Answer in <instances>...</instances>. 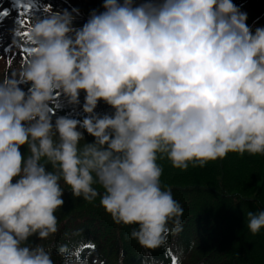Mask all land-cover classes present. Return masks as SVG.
Segmentation results:
<instances>
[{"label":"clouds","instance_id":"1","mask_svg":"<svg viewBox=\"0 0 264 264\" xmlns=\"http://www.w3.org/2000/svg\"><path fill=\"white\" fill-rule=\"evenodd\" d=\"M103 8L76 27L78 8L46 5L29 28L35 51L0 79V264H55L53 245L30 238L58 232L61 181L74 197L99 195L114 222L135 225L131 238L156 248L183 211L161 186L159 159L187 169L264 155V26L253 31L233 0ZM82 91L88 115H55L61 95L79 105ZM101 100L114 111L97 113ZM247 228H264V208L247 213ZM80 252L57 249L62 264H88Z\"/></svg>","mask_w":264,"mask_h":264},{"label":"trees","instance_id":"2","mask_svg":"<svg viewBox=\"0 0 264 264\" xmlns=\"http://www.w3.org/2000/svg\"><path fill=\"white\" fill-rule=\"evenodd\" d=\"M75 1L39 2L51 5L54 10L67 8L71 11ZM254 1L233 0V3L243 8ZM143 2L134 0V4ZM103 3L104 0H84L82 8L78 9H83L85 15L74 14V25L82 27L92 9L97 12L104 10ZM38 15L43 17L45 11ZM262 21L250 26L253 31L256 26H264V16ZM20 64H10L2 74L18 71ZM21 87L27 91L28 85L21 84ZM84 96L82 91L80 104L71 105L61 95L55 115H69L82 120L88 115L83 111ZM107 106L110 105L101 100L95 111L104 114ZM158 163L163 169L161 186L171 190L183 209L178 230L168 234L165 244L156 248L142 246L129 235L135 225L114 222L101 205L99 195L94 202L74 197L63 181L64 205L56 211L58 232L47 240H39L34 235L31 241L46 247L53 245L55 264H62V257L57 253L60 245H68L69 248L79 246L83 250L80 255L87 257L88 264H96L97 261L98 264H171L172 256L178 259L179 264H225L221 258L227 255L232 258L231 264H264V228L256 234L247 228V213L264 208V156L258 164L250 161L249 165L240 164L233 152L223 159L209 161L203 167L190 164L187 169H178L167 158L159 159ZM243 166H248L245 171ZM236 171L239 174L234 177L231 173ZM97 190L102 193V186ZM88 243L95 247H81Z\"/></svg>","mask_w":264,"mask_h":264},{"label":"rangeland","instance_id":"3","mask_svg":"<svg viewBox=\"0 0 264 264\" xmlns=\"http://www.w3.org/2000/svg\"><path fill=\"white\" fill-rule=\"evenodd\" d=\"M83 2H84V0H76L73 3V6L71 7V9L73 7H75V8L81 7L82 8ZM91 3H92V5L96 6L94 2H91ZM98 6H100V5H98ZM4 9H8V17H7V20L4 21V23L6 22V24L9 27L12 28L13 17H10V15L13 14L14 10H15V7L13 5V0H0V12H2ZM240 9L247 13L248 19H247L246 23L249 26L257 24V23H260V22L263 23L262 19H263V16H264V0H255L254 2H250L248 5H246L243 8H240ZM79 14L85 15V13L83 12V9L79 10ZM10 64H12V59H11L10 55H8L3 62L0 61V79L3 78V76L5 74H2V73L6 71L7 67ZM109 110H114V109L112 107H109ZM80 130L84 132L85 141H87V142L94 141L95 138L92 135H90L89 133H87L86 130H84V129H80ZM26 151H27L26 147L22 146L21 147V152L25 153ZM233 155L237 156L240 164H244V165H247V164L249 165L250 161L252 163H257L258 164L260 158L262 156H264V155H261V154L251 155V154H248V153H245V154L241 155V154L235 153V152H233ZM247 167L243 166V171H245L247 169ZM236 173L239 174V171L232 172L231 174L234 177H236L235 176ZM243 173H245V172H243ZM230 179H231V175H230V178H228V180L230 181ZM94 186L96 188L99 187L101 189V186L99 184H96ZM66 188H68V190H70L68 185H67ZM93 202H94V200H93ZM93 202H91V203L94 204ZM212 248H214V246ZM221 259L223 260V263L231 264L232 258H231L230 255L223 256Z\"/></svg>","mask_w":264,"mask_h":264},{"label":"snow or ice","instance_id":"4","mask_svg":"<svg viewBox=\"0 0 264 264\" xmlns=\"http://www.w3.org/2000/svg\"><path fill=\"white\" fill-rule=\"evenodd\" d=\"M20 6L22 8H24L26 11H29V12L33 8V4L32 3H28V4L20 3ZM7 14H8V9H4L2 12H0V16H6ZM23 15H24V13L22 12L21 16H23ZM18 22L21 25H24V23H25L24 19H20ZM17 35H22V36H24V37H26L28 39L29 36H30V31L26 30V31H24L22 33L18 32ZM34 51H35V49L33 47L24 49V52H25L26 55L29 54V53L32 54ZM81 247L94 248L95 245L91 244V243H88V244L82 245ZM171 264H179V261H178V259L175 256L171 257Z\"/></svg>","mask_w":264,"mask_h":264}]
</instances>
